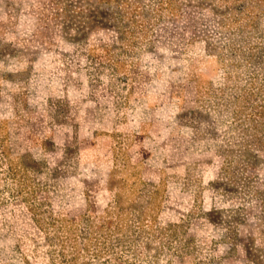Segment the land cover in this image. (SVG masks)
I'll return each instance as SVG.
<instances>
[{
  "label": "rangeland",
  "instance_id": "374dc122",
  "mask_svg": "<svg viewBox=\"0 0 264 264\" xmlns=\"http://www.w3.org/2000/svg\"><path fill=\"white\" fill-rule=\"evenodd\" d=\"M0 264H264V0H0Z\"/></svg>",
  "mask_w": 264,
  "mask_h": 264
},
{
  "label": "crops",
  "instance_id": "0c3cea01",
  "mask_svg": "<svg viewBox=\"0 0 264 264\" xmlns=\"http://www.w3.org/2000/svg\"><path fill=\"white\" fill-rule=\"evenodd\" d=\"M176 69L175 70H172L171 71V74L169 73L170 76H173L174 79H170V76H168V79L166 78V74H161L160 76L159 75H152L153 79H155V81L150 84L148 83L146 85V91H145V94L142 96L143 98V101H141L142 103H139V104H142L143 106H147V108L149 109L148 110V117H142L140 115V120H138L137 122H139V130L137 132H134V133H128L127 136L129 138V140H132L134 139V142H135V139H137L139 136L140 137H143V138H146V139H149L150 141L148 143H154L156 141L153 140V137L157 136L158 134H160V124H159V121L155 120L152 118V116H154L156 113H158L160 110H162V108L160 107L161 104H157V103H154L155 100L158 99V97L160 96L161 94V89H162V82H164L166 80V82H172L173 86H179V84H182L181 83H178L180 81H175V78H176ZM189 79L191 78V74L189 75ZM155 77V78H154ZM137 99H139L137 97ZM173 101L175 100L174 98H171ZM140 100V99H139ZM138 104V105H139ZM169 105V104H168ZM167 110H170L173 112V114L175 115V107H169L167 106L166 107ZM139 109V108H138ZM111 137L114 139L116 137H118V135H120L119 132H116L115 129L114 131L110 134ZM125 137H126V133H125ZM119 143V142H117ZM133 144V143H132ZM128 145L127 148L129 149V146L132 147L134 145ZM133 153V150L129 149V156H128V160L132 159V153ZM142 164V166H145L143 162H140ZM134 167V166H133Z\"/></svg>",
  "mask_w": 264,
  "mask_h": 264
},
{
  "label": "trees",
  "instance_id": "16d2710c",
  "mask_svg": "<svg viewBox=\"0 0 264 264\" xmlns=\"http://www.w3.org/2000/svg\"><path fill=\"white\" fill-rule=\"evenodd\" d=\"M191 43V42H190ZM132 168H134V167H132ZM147 182H145V184H146Z\"/></svg>",
  "mask_w": 264,
  "mask_h": 264
}]
</instances>
